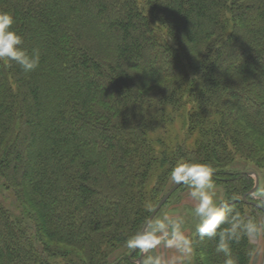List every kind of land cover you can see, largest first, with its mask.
<instances>
[{"label":"trees","instance_id":"trees-1","mask_svg":"<svg viewBox=\"0 0 264 264\" xmlns=\"http://www.w3.org/2000/svg\"><path fill=\"white\" fill-rule=\"evenodd\" d=\"M0 11L40 53L30 73L0 59V264H136L127 244L179 161L210 164L223 201L264 214L249 203L264 196L243 199L254 178L233 168L264 169V0H0ZM191 239L192 264H225L216 239ZM231 248L250 263L247 237Z\"/></svg>","mask_w":264,"mask_h":264},{"label":"clouds","instance_id":"clouds-1","mask_svg":"<svg viewBox=\"0 0 264 264\" xmlns=\"http://www.w3.org/2000/svg\"><path fill=\"white\" fill-rule=\"evenodd\" d=\"M14 16L7 11H0V59L15 62L25 73L34 71L40 64L38 49L31 51L22 47V35L16 30ZM213 168L204 162L179 161L171 170V181L183 184L190 190L189 195L195 201L194 213L199 223L196 233L199 237L216 239V251L226 257L225 264H236L232 258L231 243L247 237L255 242L264 234V222L257 223L242 216L223 200L217 202V193L213 181ZM149 211H153L149 208ZM184 220L179 215L164 214L153 219L149 217L139 232L128 242L129 248H139L143 252L163 247L175 250L178 255L150 257L147 264H191L194 253L193 241L186 235L182 225ZM255 251L249 252L254 258Z\"/></svg>","mask_w":264,"mask_h":264},{"label":"rangeland","instance_id":"rangeland-1","mask_svg":"<svg viewBox=\"0 0 264 264\" xmlns=\"http://www.w3.org/2000/svg\"><path fill=\"white\" fill-rule=\"evenodd\" d=\"M176 121V120H175ZM179 122V120L177 121ZM180 123V122H179ZM156 126H152V130L150 134H156L157 131H159L158 124ZM180 125V124H179ZM181 126V125H180ZM154 136V135H153ZM234 170L236 171H255L257 172L259 176V186L258 190H256L257 194H253L255 199H261L264 196V169L263 170H255L251 164L247 162H236L233 166ZM215 184V183H214ZM215 189L217 193V202L223 199L224 197V190L221 185L215 184ZM189 189L187 186H184L182 188H178L173 195H171L169 201L162 206L160 209L159 213L154 219L162 217L164 214H168L169 211L175 208L174 211L177 210V207L175 206H180L182 211H180L178 214L175 213L176 215H181L182 219L184 220L183 226H188L190 227L194 232L192 233V237L194 236V233H196V225L199 223L198 218L195 216V213L193 211L194 206H195V201L192 200V198L189 195ZM185 212V213H184ZM183 213V214H182ZM258 224L264 222V214H257V218L254 220ZM251 244V251H255V256L254 258H251L249 264H264V234L260 235L257 237L255 242H250ZM192 264V263H191Z\"/></svg>","mask_w":264,"mask_h":264},{"label":"water","instance_id":"water-1","mask_svg":"<svg viewBox=\"0 0 264 264\" xmlns=\"http://www.w3.org/2000/svg\"><path fill=\"white\" fill-rule=\"evenodd\" d=\"M242 173L247 174L249 176H252L254 178V186L243 196V199L246 200V196L247 195H253L258 186H259V176L257 174V172L255 171H242ZM182 184H175L173 183L168 190L161 196V198L159 199V201L156 203V205L154 206V208L152 209L153 211H151L149 217H152L154 219L155 215L157 214V212L160 210V208L163 206V204L169 199V197L181 186ZM248 202V201H247ZM250 204L254 205L255 207L261 209L262 211H264V208L259 205L256 202H249ZM147 218V219H148ZM138 250H140L139 248L133 249L130 251L129 253V258L132 257V255L137 252ZM143 257H144V253L143 251H140V254L137 258L133 259V261L136 262V264H142L143 261Z\"/></svg>","mask_w":264,"mask_h":264},{"label":"crops","instance_id":"crops-1","mask_svg":"<svg viewBox=\"0 0 264 264\" xmlns=\"http://www.w3.org/2000/svg\"><path fill=\"white\" fill-rule=\"evenodd\" d=\"M175 207H177V210L174 211L175 208L172 209L171 211H169V213H168L169 215H176L175 213L178 214L180 211H182V209L180 208V206H175ZM179 216H181V215H179ZM182 227L185 230L186 235H188L191 238L192 235H193L192 233L194 231L190 227H188V226H185V225L183 226L182 225ZM143 253H144V257H143L142 264H147V262H148V260H149L150 257H154V256H156L158 254L159 255H164L166 258L167 257H170V256H173V255H178V253H176L175 250L164 249L162 246L161 247H158V248H155V249H152V250H150L148 252H143ZM193 256H194V253H193ZM192 259H193V257H192Z\"/></svg>","mask_w":264,"mask_h":264}]
</instances>
